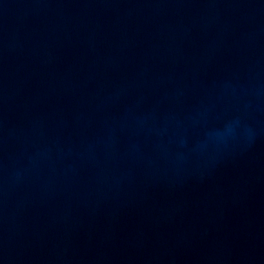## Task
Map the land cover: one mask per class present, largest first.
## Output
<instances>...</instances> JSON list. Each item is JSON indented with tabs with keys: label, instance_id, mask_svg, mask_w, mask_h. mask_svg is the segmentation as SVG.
<instances>
[{
	"label": "water",
	"instance_id": "water-1",
	"mask_svg": "<svg viewBox=\"0 0 264 264\" xmlns=\"http://www.w3.org/2000/svg\"><path fill=\"white\" fill-rule=\"evenodd\" d=\"M264 227V0H0V264H218Z\"/></svg>",
	"mask_w": 264,
	"mask_h": 264
}]
</instances>
